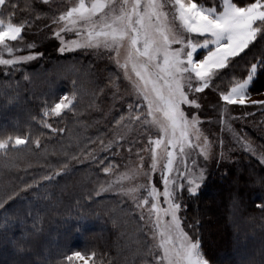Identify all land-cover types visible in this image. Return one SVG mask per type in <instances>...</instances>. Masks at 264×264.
Returning <instances> with one entry per match:
<instances>
[{
  "label": "rangeland",
  "instance_id": "obj_1",
  "mask_svg": "<svg viewBox=\"0 0 264 264\" xmlns=\"http://www.w3.org/2000/svg\"><path fill=\"white\" fill-rule=\"evenodd\" d=\"M75 2L76 0H48V3H43V0H6L5 5L0 6V19L6 23L11 19L13 23L26 25L22 39L9 42L12 47L19 49L16 55L43 53L41 57L18 66L22 71L8 70L12 73V88L18 84L17 88L22 93L25 90L29 96L35 97V92L43 95L38 98L41 101L36 112L31 106L28 107L32 97L26 100L17 97V105H11L13 110L10 114L16 119L15 129L1 133L0 138L8 135H20L23 138L29 135L30 130V139L26 146L10 149L7 155L0 152V189L7 193L4 195V201H7L11 196L15 198L21 191H31L43 181H56L47 185L46 191L37 187L33 196L39 200L44 197L42 199L46 200L53 191L58 190L57 204L68 211L64 217L68 221L65 225L74 226L77 236L82 237L81 244L75 245L64 257L66 264H85V260L88 264H106V261L112 259L116 264H151V258L146 256L151 239L147 235L149 229L145 226V221L140 219L141 210L135 208L128 197L120 195L117 188L107 192L101 191V188L107 187L121 172L138 165L140 156L137 153L147 148L149 137L156 138V132L155 129H146L127 119L119 126L116 124L121 116H128V105L137 101L122 73L109 60L108 53L82 50L64 54L59 52L61 45L53 34L63 25L54 24L53 20ZM195 2L211 7L213 4L219 5L221 0ZM64 39L73 40L76 36L74 33H67ZM29 44L35 47L29 49ZM5 58H9L7 54ZM252 64L245 68L246 73L243 75L240 72L233 73L234 66L228 72L226 69L212 87L197 96L201 108L194 111L202 121L200 127L203 135L208 137L212 145L211 159L205 162L203 158H198L199 167L208 169L207 173H226V165H234L239 171L243 163L248 165L246 169L249 173L254 161L264 169V162H261V157L264 156V108L251 105L253 100H264V86L259 90H251L246 105L228 107L226 114L222 111L224 102L219 98V92L227 91L233 78H246ZM2 70L6 69L0 66V71ZM25 74L29 77L27 80L24 78ZM20 84L26 89L21 88ZM66 93H75L74 109L66 110L61 117L48 118V123L57 131L43 128L38 122L42 119L45 102L51 106ZM237 137L251 143L256 150L255 155L246 151L237 142ZM37 138L39 147L35 143ZM115 141L120 143H113L109 150L107 145ZM92 154L96 155L97 160L93 159ZM141 154L147 170L151 162L150 153L143 151ZM193 156L195 157V153ZM99 159L105 160L103 167H107L109 163L119 167L113 170V174H106L98 166ZM65 164L68 165V170L62 172ZM56 172L61 174L55 175ZM46 177L52 179L47 180ZM153 180L162 191L158 172L153 174ZM218 181L224 183L222 179ZM138 183H146V180L139 178L132 183L126 182L124 186L130 187ZM229 183L235 185V181ZM215 192L217 190L209 189L210 195H215ZM183 196L190 197L186 190ZM210 203L213 209L219 206L216 197H212ZM143 211L146 220L147 207ZM182 213L181 211V218ZM201 217L208 219L211 225H221L208 211H201ZM228 219L230 225L234 224L236 227L234 241L237 242L239 232H244L245 222L238 223L235 210H230ZM183 220L185 230L194 239L197 238L194 221ZM204 228L207 243H216L215 237H212L214 228H207V225ZM250 239L258 238L252 233ZM250 245L252 246L247 248ZM247 246L238 252L235 264H250L257 260L264 262L262 244L253 242ZM75 252H80L84 260L73 256V260L69 262L67 257ZM92 253H95L94 257ZM229 257L234 258L235 253L231 252ZM33 264H38V261Z\"/></svg>",
  "mask_w": 264,
  "mask_h": 264
},
{
  "label": "snow or ice",
  "instance_id": "obj_2",
  "mask_svg": "<svg viewBox=\"0 0 264 264\" xmlns=\"http://www.w3.org/2000/svg\"><path fill=\"white\" fill-rule=\"evenodd\" d=\"M5 3L6 0H0V6ZM53 23L63 25L53 34L60 42L61 54L76 50L108 53L109 60L128 82L137 102L128 105V116H121L116 124L119 126L127 119L156 132V138L149 137L147 148L137 153L140 156L138 165L121 172L101 191H111L115 187L120 195L128 197L135 208L141 210L140 219L145 221L151 239L146 251L151 264H209L200 239H194L185 230L180 215L182 209L187 210L182 201L184 191L194 197L206 180V170L199 167L198 158L205 162L212 158V145L203 135L202 121L194 110L201 108L198 94L212 87L235 58L245 53L258 38L264 40V0L244 5L235 0H221L219 5L211 7L195 0H76ZM25 26L24 23H13L11 19L7 23L0 19V66L6 70L22 71L18 66L43 55H16L19 49L9 42L21 40ZM67 33H74L76 39L66 41L64 35ZM27 47L32 49L35 45ZM5 54L9 58H5ZM10 71H5L4 75H9ZM259 72H264V60L253 63L246 78H233L230 88L219 92L225 114L230 105H246ZM24 78L29 77L25 74ZM75 99V93H66L51 106L45 102L38 123L43 128L57 131L48 123V118L61 117L66 110L72 111ZM251 105L264 108V100H253ZM29 139L30 130L23 138L20 135L0 138V152L7 155L10 149L26 146ZM237 142L255 155L251 143L242 137H237ZM35 143L39 147L38 138ZM113 143L120 141L110 142L109 150ZM143 151L150 153L147 170ZM92 156L97 160L95 154ZM261 162H264V156ZM104 163V159L98 160V166L106 174H113L119 167L112 163L103 167ZM67 170L65 164L61 171ZM157 172L162 191L153 180V174ZM139 178L145 179L146 183L124 186ZM3 207L0 204V208ZM257 207L264 208V204ZM91 255L94 257L95 253ZM73 256L84 260L80 252L69 255L67 260L71 262ZM85 264H88L87 260Z\"/></svg>",
  "mask_w": 264,
  "mask_h": 264
},
{
  "label": "trees",
  "instance_id": "obj_3",
  "mask_svg": "<svg viewBox=\"0 0 264 264\" xmlns=\"http://www.w3.org/2000/svg\"><path fill=\"white\" fill-rule=\"evenodd\" d=\"M235 2L244 5L254 0H235ZM258 60H264V40L259 38L254 45H250L249 49L245 50V53L235 58L231 66H234L232 72H240V75H243L246 73L245 68L251 63H257ZM5 71H0V134L15 129L16 119L10 112L13 110L11 105H17V97L24 100L32 97L28 107L31 106L36 112L41 101L38 98L43 95L35 92L33 93L35 98L22 90L25 93L23 94L17 88L18 84L12 88L10 84L12 73L6 76ZM263 86L264 72H259L258 79L255 80L251 90H259ZM20 87L26 89L21 84ZM231 106L233 107V105L228 107ZM226 166V173L211 174V172L207 173V169L205 183L198 195L182 197L183 203L187 205L186 211L181 210L182 218L194 221L198 238L201 241V249L211 264H235L239 256L238 252L246 248L248 244L257 242L264 246V208L257 207V205L264 204V169L256 161L250 165L251 172L249 173L246 163L239 167V171L234 165ZM219 179L224 180L227 185L220 183ZM230 181H235V185L230 184ZM51 182L56 181H43L37 187H42L46 191L47 185ZM36 188L33 187L28 192L21 191L20 194L15 195V198L11 196L7 201H4V195L7 193L0 189V204L4 205L0 208V264H33L34 261H38V264H66L64 257L72 251L75 245H80L82 242V237L77 236L74 226L65 225L68 221L64 220V217L68 211L60 208L59 203L57 204L58 190L53 191L48 199L45 200L42 197L39 200L33 196ZM209 189L217 190V192L212 196ZM212 197L219 200V206L217 205L214 209L210 203ZM230 210H235L238 223L244 221L246 225L242 230L244 232L242 234L239 232L237 242L234 241L236 227L234 224L230 225L228 219ZM201 211H208L221 225H211L208 219L201 217ZM205 225L207 228H214L212 237H215L216 243L214 241V243H207ZM250 233L255 234L258 239L251 240ZM254 247L257 249L256 244ZM231 252L235 253L234 258L229 257ZM114 263L116 264V261L113 259L106 261V264ZM250 264H264V262L257 260Z\"/></svg>",
  "mask_w": 264,
  "mask_h": 264
}]
</instances>
